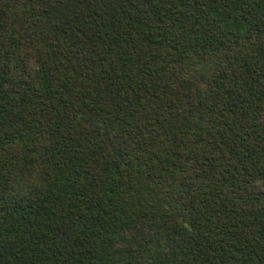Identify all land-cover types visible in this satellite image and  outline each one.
<instances>
[{"label":"trees","instance_id":"trees-1","mask_svg":"<svg viewBox=\"0 0 264 264\" xmlns=\"http://www.w3.org/2000/svg\"><path fill=\"white\" fill-rule=\"evenodd\" d=\"M0 264H264V0H0Z\"/></svg>","mask_w":264,"mask_h":264},{"label":"clouds","instance_id":"clouds-1","mask_svg":"<svg viewBox=\"0 0 264 264\" xmlns=\"http://www.w3.org/2000/svg\"><path fill=\"white\" fill-rule=\"evenodd\" d=\"M25 193L30 189L43 190L46 188L42 165H34L28 172L18 178L17 185Z\"/></svg>","mask_w":264,"mask_h":264}]
</instances>
